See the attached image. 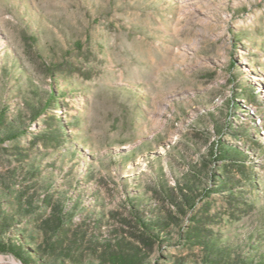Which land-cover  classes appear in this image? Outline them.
Returning <instances> with one entry per match:
<instances>
[{"label": "rangeland", "instance_id": "rangeland-1", "mask_svg": "<svg viewBox=\"0 0 264 264\" xmlns=\"http://www.w3.org/2000/svg\"><path fill=\"white\" fill-rule=\"evenodd\" d=\"M52 90L60 103L50 106ZM39 100L63 122L65 141L42 139L54 124L31 118L28 103ZM232 102L251 137L223 138L250 152L259 201L236 220L214 194L211 210L224 237L260 229L264 248V0H0V109L25 130L11 139L1 129L0 174L22 178L25 161L51 171L85 207L76 222L123 212L124 198L151 196L161 176L173 185L216 138L202 125L224 121Z\"/></svg>", "mask_w": 264, "mask_h": 264}, {"label": "trees", "instance_id": "trees-1", "mask_svg": "<svg viewBox=\"0 0 264 264\" xmlns=\"http://www.w3.org/2000/svg\"><path fill=\"white\" fill-rule=\"evenodd\" d=\"M46 100L52 106L60 103V96L52 90ZM238 104H230L224 121L211 118L210 128L202 125L216 138L206 142L197 162H187L173 185L161 176L151 196L128 195L121 204L123 212L92 211L84 222H76L73 213L79 209L81 215L85 207L76 200L70 202L55 187L51 171L45 174L38 163L19 156L25 161L22 178L15 172L0 174V252L14 255L23 264H264L262 230L250 231L247 240L224 237L225 222L211 210L214 194L236 220L240 216L235 211L253 209L259 201L253 192L260 187L261 176L250 152L223 138L251 137L234 120L239 117L234 110ZM47 107L40 100L37 105L28 103L31 118L45 113L54 124L49 123L42 139L65 141L63 122ZM8 111L3 104L0 131L15 139L25 130ZM19 155L28 152L19 151ZM172 247L179 254L168 252ZM155 250L158 254L152 255Z\"/></svg>", "mask_w": 264, "mask_h": 264}, {"label": "bare ground", "instance_id": "bare-ground-1", "mask_svg": "<svg viewBox=\"0 0 264 264\" xmlns=\"http://www.w3.org/2000/svg\"><path fill=\"white\" fill-rule=\"evenodd\" d=\"M0 263H8V264H20L19 262H17L16 260H14L13 258H9L8 260H5L3 257L0 256Z\"/></svg>", "mask_w": 264, "mask_h": 264}, {"label": "water", "instance_id": "water-1", "mask_svg": "<svg viewBox=\"0 0 264 264\" xmlns=\"http://www.w3.org/2000/svg\"><path fill=\"white\" fill-rule=\"evenodd\" d=\"M4 264H8V263H4Z\"/></svg>", "mask_w": 264, "mask_h": 264}]
</instances>
